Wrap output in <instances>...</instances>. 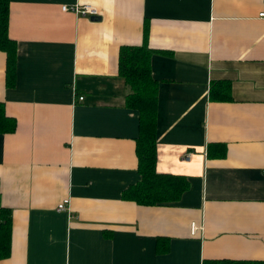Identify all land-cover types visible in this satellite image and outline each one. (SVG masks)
Returning a JSON list of instances; mask_svg holds the SVG:
<instances>
[{
	"label": "crops",
	"instance_id": "crops-1",
	"mask_svg": "<svg viewBox=\"0 0 264 264\" xmlns=\"http://www.w3.org/2000/svg\"><path fill=\"white\" fill-rule=\"evenodd\" d=\"M7 10L14 61L6 71L0 52V104L15 128L0 134L10 211L0 264L264 261V0H7ZM143 43L157 83L155 171L188 183L168 205L121 199L138 181L137 114L123 106L117 57Z\"/></svg>",
	"mask_w": 264,
	"mask_h": 264
},
{
	"label": "trees",
	"instance_id": "trees-1",
	"mask_svg": "<svg viewBox=\"0 0 264 264\" xmlns=\"http://www.w3.org/2000/svg\"><path fill=\"white\" fill-rule=\"evenodd\" d=\"M7 0H0V52L6 57V71L13 66L14 43L7 37ZM146 28L143 30V39ZM152 51L143 45L120 47L117 57V75L130 88L123 99V106L137 114V136L135 140L136 173L138 181L127 187L121 199L138 205H168L178 201L187 190V181L180 176L158 174L156 162V90L157 83L152 79L149 58ZM210 97L223 99L217 91L210 90ZM15 123L4 116L0 104V134L14 131ZM225 153L220 146L219 156ZM10 251V211L0 205V260L9 256ZM210 264H264V261H238Z\"/></svg>",
	"mask_w": 264,
	"mask_h": 264
},
{
	"label": "built area",
	"instance_id": "built-area-1",
	"mask_svg": "<svg viewBox=\"0 0 264 264\" xmlns=\"http://www.w3.org/2000/svg\"><path fill=\"white\" fill-rule=\"evenodd\" d=\"M60 10L62 12H72L74 14H78V15H89V16H94L95 12L93 9L89 8L88 6H83V7H77L76 5L73 6H61ZM258 17L263 18L264 17V13H261L258 15ZM81 97H78L77 100L81 101ZM191 156V152L187 151L186 153H184V155L182 156V161H188L189 158ZM262 177L264 178V172L262 173ZM67 205H68V200L64 199L62 200L60 203L57 204L56 206V211L60 212V211H65L67 209ZM201 227H197L194 223H190L189 224V235L190 236H194L198 230H200Z\"/></svg>",
	"mask_w": 264,
	"mask_h": 264
},
{
	"label": "water",
	"instance_id": "water-1",
	"mask_svg": "<svg viewBox=\"0 0 264 264\" xmlns=\"http://www.w3.org/2000/svg\"><path fill=\"white\" fill-rule=\"evenodd\" d=\"M95 19H97V18H96V17H91V18H90V20H95Z\"/></svg>",
	"mask_w": 264,
	"mask_h": 264
}]
</instances>
